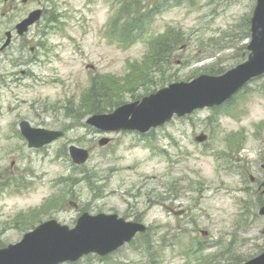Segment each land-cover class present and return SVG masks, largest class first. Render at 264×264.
<instances>
[{
	"label": "rangeland",
	"instance_id": "374dc122",
	"mask_svg": "<svg viewBox=\"0 0 264 264\" xmlns=\"http://www.w3.org/2000/svg\"><path fill=\"white\" fill-rule=\"evenodd\" d=\"M111 1L132 3L138 13L164 2L53 0L63 13L64 31L52 32L49 43L55 48L39 57L50 61L31 64L33 73L21 85L10 76L22 69L13 68L0 53V247L20 241L33 217L74 226L87 211L142 221L150 232L104 261L93 255L78 264H192L198 259L187 257L188 263L180 251L186 243L201 241L205 248L196 256L211 259L207 264H234L258 254L264 249V216L258 212L264 196L254 193L257 185L250 176L264 179V76L218 111L199 110L147 134L102 133L86 123L88 115L78 120L64 109L68 99L79 104L94 71L122 82L136 61L145 58L150 40L170 25L178 26L184 40L154 80L165 72L167 81H186L208 73L213 65L228 70L244 62L255 0L170 4L143 25L145 36L126 49L101 33L113 14ZM78 43L82 50L76 49ZM151 84L149 92L137 88L135 96L127 93L123 99L134 101L161 87ZM22 120L66 134L42 150L31 149L15 132ZM201 133L209 135L205 144L195 140ZM104 136L112 138L107 146L99 144ZM71 144L91 152L84 165L91 171L88 176H94L92 186L79 170L73 171ZM51 195L55 197L45 202ZM70 200L81 210L69 207Z\"/></svg>",
	"mask_w": 264,
	"mask_h": 264
},
{
	"label": "water",
	"instance_id": "95a60500",
	"mask_svg": "<svg viewBox=\"0 0 264 264\" xmlns=\"http://www.w3.org/2000/svg\"><path fill=\"white\" fill-rule=\"evenodd\" d=\"M252 31L249 45L252 54L244 64L222 76H202L191 83L172 84L145 97L141 103L125 105L112 114L96 115L89 123L104 130L129 128L145 132L169 121L174 113L182 116L196 108L222 103L253 76L264 73V0H258ZM22 130L31 147L42 146L62 135L61 132L34 129L27 124ZM71 150L77 162H84L88 157L86 150L76 147ZM138 230H141L140 226L124 223L115 216L84 215L73 231L45 224L27 234L22 242L0 250V264H57L89 251L105 254L129 241ZM262 257L264 259V255Z\"/></svg>",
	"mask_w": 264,
	"mask_h": 264
},
{
	"label": "flooded vegetation",
	"instance_id": "af4514ba",
	"mask_svg": "<svg viewBox=\"0 0 264 264\" xmlns=\"http://www.w3.org/2000/svg\"><path fill=\"white\" fill-rule=\"evenodd\" d=\"M32 4L36 6L30 8ZM33 11H40L38 21L20 33L18 24ZM61 15L53 0H0V53H4L14 67L29 65L32 59L27 50L36 52L48 43L54 31L52 25Z\"/></svg>",
	"mask_w": 264,
	"mask_h": 264
},
{
	"label": "trees",
	"instance_id": "16d2710c",
	"mask_svg": "<svg viewBox=\"0 0 264 264\" xmlns=\"http://www.w3.org/2000/svg\"><path fill=\"white\" fill-rule=\"evenodd\" d=\"M123 24H126L123 28L125 35L129 39L135 37L136 35H133V31L136 30L135 28L138 26V23L130 18L129 13L127 14V19H124ZM181 39L180 33L178 34L172 31L158 38L155 42L153 55L147 60L149 66L143 68L140 72H137V74L135 73L131 77H126L124 81L120 83H114L113 78L108 80V76L94 78L92 85L83 97L82 102L84 108L87 109V112L100 113L119 105L124 100L123 98L127 93L134 94L136 89L140 87L147 89V85L154 81L152 73L163 69V64L169 61L173 48L179 46ZM88 179L87 182H90L92 178ZM33 218L37 220L36 217ZM34 223V220L30 222L32 225Z\"/></svg>",
	"mask_w": 264,
	"mask_h": 264
},
{
	"label": "bare ground",
	"instance_id": "6f19581e",
	"mask_svg": "<svg viewBox=\"0 0 264 264\" xmlns=\"http://www.w3.org/2000/svg\"><path fill=\"white\" fill-rule=\"evenodd\" d=\"M18 69H22V70L20 72L13 71V73H12V77L16 78V81L18 80L19 77H22L24 75H29L28 71L26 69H24L23 67H19ZM22 71H25V72L22 73Z\"/></svg>",
	"mask_w": 264,
	"mask_h": 264
}]
</instances>
